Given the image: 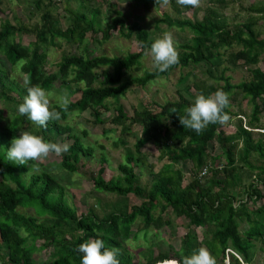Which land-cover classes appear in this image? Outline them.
Masks as SVG:
<instances>
[{
    "label": "trees",
    "instance_id": "1",
    "mask_svg": "<svg viewBox=\"0 0 264 264\" xmlns=\"http://www.w3.org/2000/svg\"><path fill=\"white\" fill-rule=\"evenodd\" d=\"M94 1L95 7L66 9L65 27H61L50 10L52 0L32 1L39 12V24L32 27L11 24L6 17L0 21V264H81L83 254L77 248L92 238L102 239L108 248H118L120 264H132V256L123 251L122 244L141 238L150 246L160 230L170 225L171 216L182 217L187 224L178 248L171 256L169 252H159L146 257L143 264L181 260L200 247H207L217 264H250L252 241L262 242L264 238V123L259 121L264 113V70L256 73L251 67L255 60L264 64V4L206 0L203 8L185 18L180 16L181 12L193 7L170 0L176 16L162 14L156 23L188 34L181 43H175L179 63L163 73L152 68L135 76L133 72L140 70L141 58L154 38L138 21L127 23L117 9L112 10L107 22L100 17L101 5L109 8L110 4L107 0ZM124 1L146 8L157 4L156 0ZM231 1L245 11L242 22L228 23L222 13ZM1 3L0 0V6ZM0 12L3 13L1 8ZM111 31L120 38L132 39L138 51L122 57L94 55V48L85 42L87 35L92 43L100 45L110 38ZM22 35L31 37L26 46L21 44ZM55 40L78 52L65 51L52 73L45 70L46 52L56 45ZM200 64L205 65L202 71L205 79L202 84L183 88L188 99L178 94L175 100L163 104L138 103L131 114L118 104L131 87L141 89L175 69L192 70ZM237 68L244 75L233 84L227 72ZM15 74H19L21 83ZM26 81L30 84L26 85ZM35 84L49 92L63 89L71 97L68 110H61V119L49 121L47 128L33 124L17 112L27 95V86ZM218 89L230 94V106L225 110L229 120L233 115L230 107L237 104L235 130L226 132L222 124H209L197 135L184 128L179 122L184 110L192 106L198 95H209ZM108 100L114 103L110 105ZM242 101L248 106V113L241 109ZM52 106L60 110L56 103ZM110 110L111 127L102 129V134L118 132L115 147L126 146L123 138L130 136L132 149L124 152L115 176H104L107 159L100 152L97 171L89 182L93 192L124 198L131 195L140 200L125 211L97 217L90 208L78 214L66 197L64 185L53 174L44 169L31 173L32 162L16 165L6 157L11 140L18 138L19 132L28 131L50 142L61 137L71 147L59 156L58 167L70 175L80 174L79 167L85 166L82 159L93 156V147L82 141L87 131L84 129L77 135L66 123L67 118L87 112L90 127L101 126L103 113ZM211 143L218 149L213 156L208 152ZM146 144L157 152L153 163L141 151ZM252 156L262 165L252 164ZM164 159L166 162L153 172L155 165ZM186 163L190 164L191 175L184 181L179 165ZM237 165L253 174L246 187L241 184ZM142 169H147L150 175L148 185L144 186L139 183ZM259 184L263 190L258 188ZM256 200L261 201L260 205L248 210L247 204ZM17 208L28 209L32 215L17 213ZM242 222L247 228L239 232ZM198 228H204L201 240L194 231ZM39 251L47 254L44 263L36 258Z\"/></svg>",
    "mask_w": 264,
    "mask_h": 264
},
{
    "label": "rangeland",
    "instance_id": "2",
    "mask_svg": "<svg viewBox=\"0 0 264 264\" xmlns=\"http://www.w3.org/2000/svg\"><path fill=\"white\" fill-rule=\"evenodd\" d=\"M0 8L3 10V13L0 12V21L6 17L11 24H19L27 27H32L35 24H39L38 14L39 12L35 10L33 7V0H1ZM54 2L53 7L50 8L51 12L55 16L57 22L61 25V27H65L67 24V15L66 9L71 11L81 10L82 7L90 8L97 6V3L94 0H52ZM46 2V1H45ZM246 2H254V4H264V0H241L242 4H246ZM107 3L110 4L109 8H106L105 4L101 5V18H105L107 22L112 17V10H119L123 13L125 21L127 23L135 20L140 23V25L146 29L154 40L159 39L165 32H171L174 37L175 43H181L184 37H187L188 34L186 32L180 33L174 29V27H167L164 24H157L156 20L161 18V15H168L170 17H175L176 12L174 9L168 4L163 5L162 1L157 4H152L149 7H142L140 5L136 6L134 4L128 3L124 0H107ZM207 4L206 0H201V6L197 8H203ZM197 8H192L188 11H182L181 17L190 18L192 12ZM228 23H236L242 22L245 18V11L243 8L239 7L236 1H231L228 3V6L222 11ZM200 15V12L197 13ZM260 23L257 25V27ZM156 26V27H155ZM99 38V37H98ZM28 40H31L30 36H21V44L26 46ZM56 45L53 47H49L46 55V67L45 70L47 72L54 73L56 71L54 64L58 62L60 56L65 51H73L78 52V49H69L64 43L59 40H55ZM85 42L90 43V45L94 48V55H105L108 57L117 56L122 57L127 53L137 52V46L135 45L132 39H123L117 36L115 31H111L110 38L102 43V44H94L91 42L89 35H87ZM256 73H262L264 70V64L260 60H255L251 66ZM152 60L149 55L144 54L141 58V67L137 72H133V75L139 76L141 75L143 70H151ZM205 65H199L193 68L192 70L188 69H175L173 70L167 77H162L157 79L155 82L144 88L131 87L124 96L120 97L118 100V104L123 107V110L131 114L132 108L135 107L138 103L149 104L151 102H156L159 104H163L166 101H173L177 98L178 94H181L183 97H186L183 88L189 86L191 84H202V80L205 79L202 74ZM227 74L231 77V83H238L243 79L244 72L237 68L232 71H228ZM15 78L19 80L21 83V79L19 74L14 75ZM190 92L193 93V89H189ZM53 94V103H56V97L65 92V90L61 89H52L50 91ZM68 94V93H67ZM69 95V94H68ZM70 97V96H69ZM71 99V97H70ZM188 99V98H187ZM110 105L114 102L113 100H108ZM240 107L242 110L249 112L248 106L245 104V101L240 103ZM231 112L233 113L232 118L228 120L226 123L222 124V128L226 132H233L235 130V119L237 116V104L233 103L230 107ZM112 116V110L103 113L102 118L104 119L103 124L101 126L90 127L89 123L86 121H90L91 118L88 116L87 112L81 113L78 115H74L67 118V124H69L77 135L81 134V131L84 129L87 131V135L82 137V141L87 146L93 147V156L87 160H83L85 166L79 167L80 174H67L62 171L57 163L59 162V156L55 154H50V156L43 161L32 162L31 166L33 168L31 173L41 172L43 169L47 170L53 177L58 180L62 185H64L66 189V197L71 205H73L78 214H83L87 212L88 209H92L94 214L97 217H102L107 215L112 211H125L128 207L132 205H138L139 199L134 196L118 197L110 194H100L93 192L91 189V183L89 182V178L95 175V172L98 168L97 157L100 152L104 154L107 159V168L105 170L104 176H115L117 174L116 166L119 162H121L124 152L127 149H132L133 138L130 136H125L123 139L127 141L126 146L119 145L117 147L114 146V142L117 135L115 133H106L102 134V129H108L111 127L109 123V119ZM246 121V119H245ZM260 123H264V113L259 119ZM18 133V136H20ZM19 138V137H18ZM55 142L65 143V141L59 137L56 138ZM142 153L146 155L147 161L149 163L155 162V158L157 157V152L155 148L146 144L141 149ZM208 152L211 156L216 155L218 153V149L214 144H210L208 147ZM166 162L165 159L162 160L159 164L155 165L153 172H156L159 167ZM250 162L254 165H262L261 162L256 160L254 156L250 157ZM35 165V167H33ZM237 172L241 175V184L246 187L248 183H250L253 178V174H248L245 167H241V165H237ZM181 172L183 173L184 181L190 179V164L186 163L183 165H179ZM139 183L140 185H148L150 180V175L148 170L142 169L140 170ZM1 176V175H0ZM28 176V175H27ZM250 176V178H249ZM260 190H263L262 186L257 185ZM261 201H257L252 204L248 203V210H254L258 205H260ZM237 204V201L234 203ZM17 213L32 215V212L28 209L17 208ZM171 223L169 226L163 227L160 230V234L157 239L152 240L150 246H146V243L138 238L136 241L131 239L127 240L125 244H122V249L125 253H128L132 256V264H143L145 262L146 257L154 256L159 252H169L170 256L173 250L178 248L179 238L184 235L187 231L186 220L182 217L175 218L173 216L170 217ZM247 224L242 222L239 226V232L246 230ZM195 234L197 239L201 240L204 233V228L195 229ZM208 232L205 231V234ZM208 236V235H207ZM252 249L250 252L251 263L250 264H264V238L263 241H252ZM126 245V247H125ZM36 258L41 263L47 260V254L43 251H39L36 254ZM230 262L229 257L227 258Z\"/></svg>",
    "mask_w": 264,
    "mask_h": 264
},
{
    "label": "clouds",
    "instance_id": "3",
    "mask_svg": "<svg viewBox=\"0 0 264 264\" xmlns=\"http://www.w3.org/2000/svg\"><path fill=\"white\" fill-rule=\"evenodd\" d=\"M160 0H156L159 3ZM180 6L197 8L201 0H176ZM163 5H168L170 0H162ZM152 60V66L158 72H166L179 63V52L171 32H165L161 38L156 39L145 53ZM26 85L30 81L25 82ZM60 110L53 107V94L39 84L27 86V95L18 105V115L27 117L33 124L47 128L49 121H59L61 110L66 112L71 103L67 92H62L56 98ZM230 106V94L218 89L212 94H200L195 98L192 106L187 107L184 116H179V122L184 128L202 134L209 124H224L229 120L225 111ZM175 113V109H173ZM71 145L46 141L42 136L28 131L20 133L19 138L11 140V147L7 150L6 157L16 165H29V162H39L48 158L50 154L61 156L69 151ZM35 167V165H33ZM77 251L82 253L81 264H120L118 259L120 250L108 248L102 239L92 238L81 243ZM160 264H217L216 258L207 247H200L190 256L181 260L167 259Z\"/></svg>",
    "mask_w": 264,
    "mask_h": 264
}]
</instances>
